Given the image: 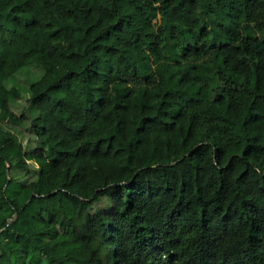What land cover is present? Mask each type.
Segmentation results:
<instances>
[{
  "label": "trees",
  "instance_id": "trees-1",
  "mask_svg": "<svg viewBox=\"0 0 264 264\" xmlns=\"http://www.w3.org/2000/svg\"><path fill=\"white\" fill-rule=\"evenodd\" d=\"M16 39L0 57V264H71L24 246L36 227L43 244L79 238L83 264H264V0H0V46ZM72 78L65 150L71 115L48 91Z\"/></svg>",
  "mask_w": 264,
  "mask_h": 264
},
{
  "label": "rangeland",
  "instance_id": "rangeland-1",
  "mask_svg": "<svg viewBox=\"0 0 264 264\" xmlns=\"http://www.w3.org/2000/svg\"><path fill=\"white\" fill-rule=\"evenodd\" d=\"M20 40L16 39L13 41L12 45L9 47L0 46V57L3 58V70H6L7 62L9 61L12 52L18 48ZM78 80L72 78L63 84H58L49 89V93L53 95L60 96L61 108L62 110L68 112L71 115V119L67 122H63V128L65 132V140L59 142V146L65 150H72V142L75 137L79 134L78 122L82 116V110L80 109L76 95L78 92ZM39 136L43 138L50 145L55 141V136L50 132H40ZM117 143L115 140H111L109 144L104 142H96L91 145H81L77 150H99L111 154L116 148ZM58 156V154H55ZM60 163L54 167L49 166L48 162L45 160L39 161L36 166H40L39 173L25 178L23 182L22 194L23 196L30 195L32 193H43L45 191L44 181L55 177L58 174L59 166L63 164L64 159H60ZM34 168L31 167V170ZM5 175L0 176V182H3ZM24 246L26 248H31L34 245L42 246L46 252L61 256L63 260L70 262L71 264H83V248L79 238L65 239V240H55L47 244L42 242V230L36 227L31 236L24 239Z\"/></svg>",
  "mask_w": 264,
  "mask_h": 264
}]
</instances>
